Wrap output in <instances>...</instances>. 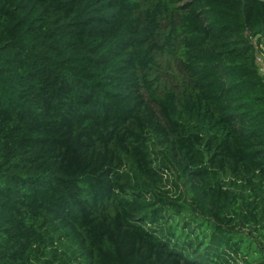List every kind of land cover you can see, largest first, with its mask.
<instances>
[{"label": "trees", "instance_id": "16d2710c", "mask_svg": "<svg viewBox=\"0 0 264 264\" xmlns=\"http://www.w3.org/2000/svg\"><path fill=\"white\" fill-rule=\"evenodd\" d=\"M264 0H0V264H264Z\"/></svg>", "mask_w": 264, "mask_h": 264}, {"label": "built area", "instance_id": "2783aa9c", "mask_svg": "<svg viewBox=\"0 0 264 264\" xmlns=\"http://www.w3.org/2000/svg\"><path fill=\"white\" fill-rule=\"evenodd\" d=\"M255 48H256V60L260 67L261 73L264 75V51L259 49V45H257L255 41Z\"/></svg>", "mask_w": 264, "mask_h": 264}]
</instances>
